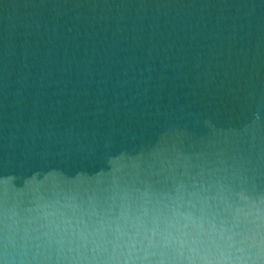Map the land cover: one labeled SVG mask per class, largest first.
<instances>
[{
	"label": "water",
	"instance_id": "95a60500",
	"mask_svg": "<svg viewBox=\"0 0 264 264\" xmlns=\"http://www.w3.org/2000/svg\"><path fill=\"white\" fill-rule=\"evenodd\" d=\"M0 264H264V0H0Z\"/></svg>",
	"mask_w": 264,
	"mask_h": 264
}]
</instances>
